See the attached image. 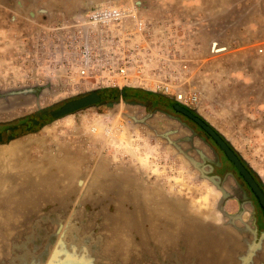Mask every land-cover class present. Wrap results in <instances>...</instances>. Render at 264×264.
I'll return each instance as SVG.
<instances>
[{"label":"rangeland","instance_id":"1","mask_svg":"<svg viewBox=\"0 0 264 264\" xmlns=\"http://www.w3.org/2000/svg\"><path fill=\"white\" fill-rule=\"evenodd\" d=\"M107 5L146 23L133 39L152 50L143 80L195 92L187 107L264 186V0H0V126L95 89L67 86L51 62L75 56L83 16ZM163 42L177 52L169 67ZM203 156L215 160L187 127L125 98L17 129L0 143V264H264L261 213L234 176L221 189L206 178Z\"/></svg>","mask_w":264,"mask_h":264},{"label":"built area","instance_id":"2","mask_svg":"<svg viewBox=\"0 0 264 264\" xmlns=\"http://www.w3.org/2000/svg\"><path fill=\"white\" fill-rule=\"evenodd\" d=\"M82 21L88 28L84 34L89 36L78 37L73 58L65 56L57 60L55 56L52 57L51 75L55 76L56 72L62 70L67 86L95 88L93 90H123L126 87L140 89L144 86L149 91L170 96L184 106L197 101L195 92L185 93L176 84V77H164L155 82L143 80L141 71L146 62L151 60L152 50L148 44L133 40L134 35L150 34L135 7H94L85 13ZM160 50V59L166 67L175 63L173 56L177 52L168 50L164 42ZM178 67L184 69L186 65L181 61Z\"/></svg>","mask_w":264,"mask_h":264},{"label":"water","instance_id":"3","mask_svg":"<svg viewBox=\"0 0 264 264\" xmlns=\"http://www.w3.org/2000/svg\"><path fill=\"white\" fill-rule=\"evenodd\" d=\"M114 90V95L112 96H100V90H92L86 93H82L79 96L71 97L68 100H65L59 107L55 109H42L40 112L34 113V118L27 120L26 122L21 123L20 125L10 127V130L15 128L21 129L23 132H29L30 130H34L42 125L49 123L54 119H58L64 115L74 113L76 111L82 110L87 107L94 106L99 102H105V105L108 107H112L115 102L120 99H123V90L118 88H112ZM111 90V89H110ZM23 91L32 92V90ZM21 92V91H19ZM112 99V100H108ZM133 103H136L133 101ZM173 109L186 115L191 120H193L207 135L210 137L216 146L224 153L227 160L233 165L234 170L239 174L242 181L247 185L248 190L244 189L239 186L240 193L242 195L241 200L245 202H251L247 197V194L252 193L255 197L258 206L260 207L263 217H264V189L260 183H258L255 178L253 177L250 169L248 168L247 164L242 161L239 154L236 150L230 145V143L220 134L213 126H211L203 117H201L198 113L194 110L184 106L178 102H175L172 105ZM15 133H6L0 132V143L4 140L12 139ZM206 141V140H205ZM207 142V141H206ZM208 144V143H207ZM210 148L211 145L208 144ZM214 152V151H213ZM204 157V156H203ZM202 157V158H203ZM204 160H208V162L217 163V160H210L206 157L203 158ZM203 165L198 164L197 168L203 172L202 167ZM211 171V167H210ZM204 176L209 180H215L217 177L209 176L208 173L203 172ZM233 176V174H229ZM219 182H215L216 186L220 188ZM221 189V188H220ZM264 234V233H263ZM258 240V239H257ZM257 240L253 242L250 252H248L246 258H250L252 255V251L254 250L255 246L257 245Z\"/></svg>","mask_w":264,"mask_h":264},{"label":"flooded vegetation","instance_id":"4","mask_svg":"<svg viewBox=\"0 0 264 264\" xmlns=\"http://www.w3.org/2000/svg\"><path fill=\"white\" fill-rule=\"evenodd\" d=\"M158 95L162 96L161 94H158ZM123 98H125V100H130L132 102L135 101L136 103H140L144 108H146L148 110H150V109L154 110L155 109L156 112H159L160 114L166 116L170 120H173L176 124L187 127L189 130H191V133L195 134L197 137H200V139L203 142H205L206 144L208 143L209 145H211V147H212L211 149L215 153V159L217 160V163H212V162L210 163V162H208V160L204 161V164H208L211 167V171L208 173V175L219 178V183H220L225 178L226 175L233 174L235 181H237V184L241 185L242 188L248 190L247 185L242 181L239 174L234 170L233 165L227 160L224 153L216 146V144L213 142V140L210 137H207L205 132L193 120H191L186 115H184V114L173 109L172 105L175 103V101H173V100L171 102H165L163 100H154L153 101L151 99H148L147 97H143V98L142 97H136L133 94H125L123 96ZM29 119H31V118H29ZM29 119H21L19 121H15V122H12L9 124L1 125L0 127L2 129H6L7 133L8 132L9 133H15V131L18 128L10 130V127L20 125L21 123L26 122ZM255 180H256V178H255ZM247 196H248L247 198L255 204L258 211L261 213V211H260L261 209L258 206L257 201H256L255 197L253 196V194L249 193V194H247ZM261 216H262V219L264 220L262 213H261Z\"/></svg>","mask_w":264,"mask_h":264},{"label":"trees","instance_id":"5","mask_svg":"<svg viewBox=\"0 0 264 264\" xmlns=\"http://www.w3.org/2000/svg\"><path fill=\"white\" fill-rule=\"evenodd\" d=\"M129 89H135V88H129ZM110 90V89H109ZM111 90H113V89H111ZM125 90H126V88H124L123 89V96L126 94L125 93ZM140 89H137L136 88V90H135V92L133 93V95H135L136 97H141V95H140V91H139ZM249 168V167H248ZM250 169V168H249ZM250 171H251V169H250ZM251 173L253 174V176L256 178V180L261 184V186L263 187V189H264V186H263V184H262V182L259 180V178L257 177V175L253 172V171H251ZM261 211V210H260ZM261 213H262V211H261ZM263 215V214H262ZM264 218V217H263Z\"/></svg>","mask_w":264,"mask_h":264},{"label":"crops","instance_id":"6","mask_svg":"<svg viewBox=\"0 0 264 264\" xmlns=\"http://www.w3.org/2000/svg\"><path fill=\"white\" fill-rule=\"evenodd\" d=\"M229 175V174H228ZM227 176V175H226ZM230 177H231V175H229ZM227 202V201H226ZM228 203H230V204H233V203H235L236 205H237V202L235 201V200H233V199H230L229 201H228ZM230 208H232V206H230Z\"/></svg>","mask_w":264,"mask_h":264},{"label":"bare ground","instance_id":"7","mask_svg":"<svg viewBox=\"0 0 264 264\" xmlns=\"http://www.w3.org/2000/svg\"><path fill=\"white\" fill-rule=\"evenodd\" d=\"M138 4V3H137Z\"/></svg>","mask_w":264,"mask_h":264}]
</instances>
